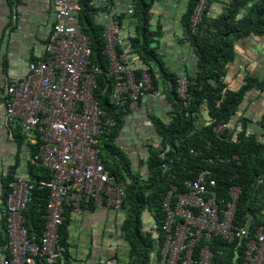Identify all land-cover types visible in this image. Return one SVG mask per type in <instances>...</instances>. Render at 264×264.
I'll list each match as a JSON object with an SVG mask.
<instances>
[{"label":"built area","instance_id":"built-area-1","mask_svg":"<svg viewBox=\"0 0 264 264\" xmlns=\"http://www.w3.org/2000/svg\"><path fill=\"white\" fill-rule=\"evenodd\" d=\"M55 6L56 23L45 57L30 62L28 75L9 84L4 95L9 120L19 121L36 138L33 163L51 174L50 180L39 181L41 188H49L45 225L39 236L30 233L26 211L37 185L14 175L7 183L2 207L7 232L3 248L8 255L0 258V264H37L38 257L47 264H57L64 251L61 229L68 212L82 214L88 206L122 209L125 201L123 183L111 173L99 147L100 136L116 120L106 117L95 94L99 68L91 63V36L79 23L81 6L74 0H56ZM207 6L208 0L199 1L185 41L199 31ZM103 38L109 74L115 80L111 99H122L131 110H138L147 93L159 95L160 90L148 70L137 74L133 67L136 57L128 49L129 41L118 21L104 27ZM209 82L218 85L216 79ZM228 90L226 80L218 93L217 106H221ZM191 94V77L178 76L176 95L185 106L190 104ZM207 102L205 98L203 109ZM228 127V122L215 125L216 137ZM206 161L215 163L213 157ZM184 185L180 190L172 183L163 201V237L156 239L153 264H216L217 253L212 246L215 237L230 243L239 239L244 242L241 264H264V222L254 234L235 223L241 186H232L224 203L210 167L199 169Z\"/></svg>","mask_w":264,"mask_h":264},{"label":"trees","instance_id":"trees-1","mask_svg":"<svg viewBox=\"0 0 264 264\" xmlns=\"http://www.w3.org/2000/svg\"><path fill=\"white\" fill-rule=\"evenodd\" d=\"M155 1L135 0L134 9L140 21V32L131 41L132 47L147 63L155 85L159 88L164 84L168 85V98L173 111L169 120L153 117L159 141L158 145H149L148 173L143 174L134 170L129 153L119 141L127 117L132 111L128 102L111 99L115 80L109 74V59L104 53V27L94 21L96 9L92 0H79V23L91 36V63L99 68L95 94L106 111V117L116 120V124L100 136L99 147L109 170L125 188L126 196L122 208L125 220L122 230L129 244L127 264H153L156 239L163 237L166 217L163 201L171 184L175 183L180 190H184L185 180L195 176L202 168L210 167L214 171L218 194L224 203L229 200L230 188L234 185L241 186L242 193L237 202L235 217L237 225L247 227L254 234L257 226L264 222L259 217L264 211V140H259L254 133H250L248 119L239 115L240 105L249 85L238 90L229 88L221 106L216 104L220 97L219 91L226 85V80L222 81L221 76H226V67L234 58V40L264 32V0H231L218 17L210 16L214 0H208L199 31L191 34L189 38L197 53L198 71L191 77L192 94L188 106L176 95L178 76L167 72L162 58L149 41L150 11ZM199 1L189 2L184 16L186 35L190 33L191 17ZM245 9L246 13L243 15ZM211 78L218 81L216 87L209 82ZM205 98L208 100L205 109L208 110L210 120L199 128L197 121ZM235 119L238 121L231 127ZM220 122H228L229 127L217 138L214 126ZM239 122L241 126L238 125ZM192 150L198 153H192ZM209 157L215 159L214 164L206 161ZM47 173L46 176L33 179L37 187L26 211V225L30 233L36 236L41 234L45 225L49 188H41L39 181L50 180V171L47 170ZM147 212L153 215L154 224L145 230L144 216ZM71 214L68 212L61 229L64 247ZM243 245L241 239L230 243L215 237L212 246L217 253L216 264H241ZM40 259L47 264L42 257H38L37 262Z\"/></svg>","mask_w":264,"mask_h":264},{"label":"crops","instance_id":"crops-1","mask_svg":"<svg viewBox=\"0 0 264 264\" xmlns=\"http://www.w3.org/2000/svg\"><path fill=\"white\" fill-rule=\"evenodd\" d=\"M74 1L79 4V0ZM230 1L214 0L210 16H220ZM189 2L156 0L150 11L149 41L162 58L167 72L194 77L198 71L197 53L190 42L185 41L184 16ZM55 4L56 0H0V258L8 255L3 248L7 232L2 210L8 181L16 174L30 181L48 175L46 169L32 161L37 150L36 138L27 133L19 121L9 120L4 95L9 84L28 75L30 62L45 57L56 23ZM92 4L96 9L94 21L97 24L105 27L118 21L121 25L123 35L129 41L128 49L136 57L133 67L137 74L148 70L147 63L132 47V38L140 32L135 0H92ZM245 13L246 9L242 14ZM226 80L231 90L249 85L239 115L248 119L250 133L264 140V32L234 40V58L226 67ZM168 88L164 84L159 88V95L147 93L139 109L131 110L132 114L127 117L119 141L129 153L136 172L148 173L149 145H158L153 117L169 120L173 111ZM209 120L208 110L204 108L197 126L202 128ZM237 121L235 119L231 127ZM116 210L88 206L82 214L72 213L67 225V243L57 264H127L129 244L122 230L125 214L123 209ZM152 216L149 212L145 214V230L154 224ZM259 217L264 219V211ZM37 264L46 263L40 259Z\"/></svg>","mask_w":264,"mask_h":264},{"label":"rangeland","instance_id":"rangeland-1","mask_svg":"<svg viewBox=\"0 0 264 264\" xmlns=\"http://www.w3.org/2000/svg\"><path fill=\"white\" fill-rule=\"evenodd\" d=\"M113 210H116V209H113ZM116 211H118V210H116ZM93 240H94V241H96V240H97V239H96V236H94V237H93Z\"/></svg>","mask_w":264,"mask_h":264}]
</instances>
